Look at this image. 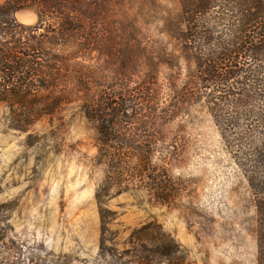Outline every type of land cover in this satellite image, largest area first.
Returning a JSON list of instances; mask_svg holds the SVG:
<instances>
[{"label":"rangeland","instance_id":"obj_1","mask_svg":"<svg viewBox=\"0 0 264 264\" xmlns=\"http://www.w3.org/2000/svg\"><path fill=\"white\" fill-rule=\"evenodd\" d=\"M185 35L180 0H0V77L30 101L0 92V264H257L212 110L246 118L199 84Z\"/></svg>","mask_w":264,"mask_h":264},{"label":"trees","instance_id":"obj_2","mask_svg":"<svg viewBox=\"0 0 264 264\" xmlns=\"http://www.w3.org/2000/svg\"><path fill=\"white\" fill-rule=\"evenodd\" d=\"M180 6L185 40L195 51L199 84H204L205 89L214 86L220 94L218 98L234 104L232 112L239 108L246 118L244 127L239 118L233 116L225 121L221 118L222 111L212 110L222 137L233 142L231 152L254 196L257 264H264V0H180ZM6 64L7 60L1 58L2 72L7 70ZM28 64L31 71L37 72L36 61ZM0 79L4 84L0 83L1 94L9 96L15 91L14 98L25 97L30 102L28 95L20 96V90L29 89L28 79L10 76ZM19 101L24 103L22 99ZM108 130L106 122L102 123L104 147H110ZM129 147L131 150L132 145ZM134 149L137 151L138 147ZM103 152L107 160L114 158L109 149ZM124 163L126 173L138 176V165Z\"/></svg>","mask_w":264,"mask_h":264}]
</instances>
